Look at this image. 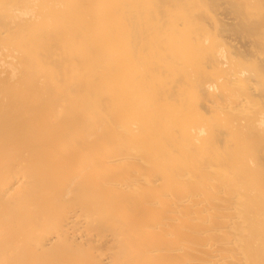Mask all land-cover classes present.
Instances as JSON below:
<instances>
[{"label": "bare ground", "instance_id": "1", "mask_svg": "<svg viewBox=\"0 0 264 264\" xmlns=\"http://www.w3.org/2000/svg\"><path fill=\"white\" fill-rule=\"evenodd\" d=\"M122 261L264 264V0H0V264Z\"/></svg>", "mask_w": 264, "mask_h": 264}, {"label": "rangeland", "instance_id": "2", "mask_svg": "<svg viewBox=\"0 0 264 264\" xmlns=\"http://www.w3.org/2000/svg\"><path fill=\"white\" fill-rule=\"evenodd\" d=\"M82 200V199H81ZM86 200V199H85ZM81 201L79 200V206H80V203ZM69 201H68V206L67 207H70L71 206V204H70V206H69ZM83 205H84V203H82ZM81 204V205H82ZM83 205L81 206V207H83ZM85 207V206H84ZM83 207V208H84ZM95 223H89L88 225H87V227H86V229H87V231L89 230H91L90 232H92V233H98V234H100V235H104V234H108V232L110 231V230H112V229H110L109 228V225L107 224V226H106V223L104 224V223H96L95 225H94ZM103 224V225H102ZM94 225V226H93ZM105 225V226H104ZM111 232H113V230L111 231ZM110 232V233H111ZM81 251V250H80ZM79 251V252H80ZM88 252H90V251H88ZM88 252L86 253L85 252V254H87L88 255ZM80 253H83L84 254V252H80ZM79 253V254H80ZM84 254V255H85ZM26 255L25 254H22V257H25ZM90 256H91V254H90ZM118 258L121 260V257L118 255ZM119 259L118 260H116V261H119ZM124 259V258H123ZM129 260H127V262H128ZM121 262V261H120ZM124 263V261H122V264ZM2 264H5V263H2ZM7 264V263H6ZM8 264H11L10 262H8ZM111 264H113L112 262H111ZM114 264H116L115 262H114ZM117 264H119V262H117ZM121 264V263H120ZM126 264V263H125Z\"/></svg>", "mask_w": 264, "mask_h": 264}]
</instances>
